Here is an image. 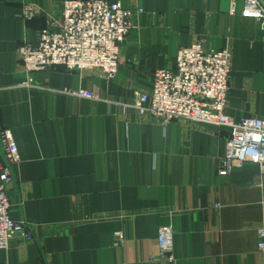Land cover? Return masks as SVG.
<instances>
[{"label": "crops", "instance_id": "0c3cea01", "mask_svg": "<svg viewBox=\"0 0 264 264\" xmlns=\"http://www.w3.org/2000/svg\"><path fill=\"white\" fill-rule=\"evenodd\" d=\"M64 1L0 0V133L12 132L20 154L10 215L33 234L15 235L0 264H264V166L220 176L228 128L163 127L128 106L156 71H175L182 47L201 43L232 54L227 114L264 119L261 22L242 16L244 0H108L135 12L114 79L97 69L28 73L19 48L38 42ZM25 4L37 9L32 20L21 17ZM165 226L170 254L158 242Z\"/></svg>", "mask_w": 264, "mask_h": 264}, {"label": "built area", "instance_id": "2783aa9c", "mask_svg": "<svg viewBox=\"0 0 264 264\" xmlns=\"http://www.w3.org/2000/svg\"><path fill=\"white\" fill-rule=\"evenodd\" d=\"M143 10L139 9L138 14ZM35 6L25 4L22 19L37 15ZM135 12L121 2L108 0H65L61 16L49 19L37 43L24 42L19 56L28 73L64 68L68 71L99 70L112 80L119 69L120 45L133 28ZM242 16L261 22L264 7L259 0H244ZM232 54L229 49L206 50L201 43L182 47L177 55L175 71L158 70L150 92L135 90L128 105L140 114H149L166 127L175 120L196 125L228 128L225 154L218 167L220 176H228L245 164L264 166V119L241 118L227 114L231 89ZM29 85V84H27ZM77 98L101 101L88 89H66ZM5 161L0 166V250L9 247L15 235L32 240L30 227L10 215L8 188L14 182L13 168L20 163V154L12 132L0 133ZM258 250L264 255V228L259 229ZM118 241L123 242L121 234ZM174 231L165 226L159 230L158 242L163 253L173 250Z\"/></svg>", "mask_w": 264, "mask_h": 264}, {"label": "water", "instance_id": "95a60500", "mask_svg": "<svg viewBox=\"0 0 264 264\" xmlns=\"http://www.w3.org/2000/svg\"><path fill=\"white\" fill-rule=\"evenodd\" d=\"M259 1L262 4V6L264 7V1L263 0H259Z\"/></svg>", "mask_w": 264, "mask_h": 264}]
</instances>
